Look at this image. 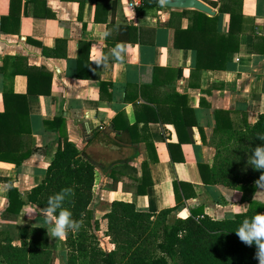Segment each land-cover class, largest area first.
Instances as JSON below:
<instances>
[{
	"label": "crops",
	"instance_id": "1",
	"mask_svg": "<svg viewBox=\"0 0 264 264\" xmlns=\"http://www.w3.org/2000/svg\"><path fill=\"white\" fill-rule=\"evenodd\" d=\"M201 1L216 15L217 31L238 30L239 36L238 49L226 54L222 68L197 72L196 52L178 47V28L190 23L176 15L182 9L157 0H142L135 9L124 0H0V112L4 91L26 94L33 148L20 166L0 161V229L12 223L1 218L7 188L13 183L25 199L43 179L60 129L95 166L89 208L105 226L102 215L113 200L134 201L138 210L152 213L175 206L174 181L190 184L194 195L170 219L194 208L214 219L247 209L239 190L205 184L197 164L208 163L215 174L246 170L237 161L250 155L239 157L234 147L251 138V127L264 115V0ZM104 30L111 34L98 38ZM117 43L126 45L123 63L91 62L94 47L108 54ZM117 116L119 129L112 122ZM176 116L191 128L188 142L174 151L183 160L172 162L168 144L180 137ZM136 117L137 127L125 130ZM143 161L152 184L138 195L135 178L142 175ZM252 198L264 203V184ZM28 210L35 212L34 221H44L28 205L18 217Z\"/></svg>",
	"mask_w": 264,
	"mask_h": 264
},
{
	"label": "trees",
	"instance_id": "2",
	"mask_svg": "<svg viewBox=\"0 0 264 264\" xmlns=\"http://www.w3.org/2000/svg\"><path fill=\"white\" fill-rule=\"evenodd\" d=\"M176 15L179 19L186 17L190 22L185 29L178 28V47L196 52L194 70L197 72L205 68H222L226 54L238 49L239 31H231L227 35L217 31L216 15L197 9H182ZM26 75L28 91H33L31 71L26 72ZM46 75L48 79L51 77L49 73ZM3 102L4 110L0 112V161L17 167L33 151L30 128L26 125V94L6 90ZM144 108L148 109L149 106L144 105ZM118 119L119 116L112 121L116 129H119L116 124ZM138 121L136 117V122L125 127V130L135 129ZM173 123L180 137L178 143L168 144V149L171 161L177 162L182 161L183 157H175L174 151H179L180 145L188 142L191 126H181L184 124L183 118L179 119L178 116ZM60 125L62 122L59 120L57 129ZM250 130L251 138L234 147L239 157L245 155L246 151L251 156L252 149L264 144V141L257 139L258 135H264V115L259 116ZM184 132L189 138L181 136L180 133ZM56 141V150L43 179L27 191L25 199L13 183L7 188L6 206L1 212V218L12 223L0 229L1 264H53L55 244L60 240H52L43 226L31 222L16 223V218L26 205L41 214V210L47 206L48 198L67 187L74 190V195L65 200L63 207L69 209L72 218L81 221L82 226L76 233L69 231L67 239L61 241L63 248L60 251L65 255L64 264H258L255 258L256 246L245 245L234 231L244 219H251L257 212L264 211V203L252 198L258 187L256 181L264 169L256 170L247 161H237L246 170L215 174L208 163L197 164L205 184H223L242 193L240 200L248 203L247 209L232 218L214 219L204 214L201 208H194L186 216L179 213L170 219L182 200L194 195L191 185L182 181L173 182L176 205L159 212L138 210L134 201L113 200L102 215V219L106 220L105 235L113 245L107 251L100 246V221L89 208L93 197L95 166L68 139L65 131H58ZM146 144L153 149L149 140ZM141 167L142 175L135 178L138 195H144L146 188L152 184L147 162L143 161ZM110 177L115 184L117 176L114 170Z\"/></svg>",
	"mask_w": 264,
	"mask_h": 264
},
{
	"label": "clouds",
	"instance_id": "3",
	"mask_svg": "<svg viewBox=\"0 0 264 264\" xmlns=\"http://www.w3.org/2000/svg\"><path fill=\"white\" fill-rule=\"evenodd\" d=\"M109 30H104L97 34L98 38L106 39L110 35ZM94 55L91 62L97 66H105L109 59L118 63L124 62L126 45L117 43L108 54H105L100 48H93ZM257 139L264 141V135H258ZM247 163L256 170L264 169V144L257 145L252 149L251 156L248 157ZM256 184H264V172L261 173ZM74 195L71 187L63 188L60 192L50 196L47 206L41 210L44 216V228L47 235L56 240L65 241L69 231L76 233L82 226V222L72 218V212L63 207L66 199ZM239 240L247 246H256L255 258L258 264H264V213H256L251 219H244L238 229L234 231Z\"/></svg>",
	"mask_w": 264,
	"mask_h": 264
},
{
	"label": "rangeland",
	"instance_id": "4",
	"mask_svg": "<svg viewBox=\"0 0 264 264\" xmlns=\"http://www.w3.org/2000/svg\"><path fill=\"white\" fill-rule=\"evenodd\" d=\"M28 216H24V218L21 217H17L16 218V223H20V224H24V223H28L31 222L34 225H38V226H44V221L40 220L34 221L35 218V212L32 210H28L27 212ZM34 215V216H33ZM93 215L95 218L99 219L100 216L96 213L93 212ZM105 223H100V246L105 249V250H111L113 245L110 243L109 238L105 235ZM53 240V238H52ZM55 259L53 261V264H64L63 259H64V254H62L63 252H61L60 250L63 248V243H61V241H59L57 244H55ZM64 255V256H63Z\"/></svg>",
	"mask_w": 264,
	"mask_h": 264
},
{
	"label": "water",
	"instance_id": "5",
	"mask_svg": "<svg viewBox=\"0 0 264 264\" xmlns=\"http://www.w3.org/2000/svg\"><path fill=\"white\" fill-rule=\"evenodd\" d=\"M157 5L176 9H197L209 15L214 14L211 7L201 0H157Z\"/></svg>",
	"mask_w": 264,
	"mask_h": 264
},
{
	"label": "built area",
	"instance_id": "6",
	"mask_svg": "<svg viewBox=\"0 0 264 264\" xmlns=\"http://www.w3.org/2000/svg\"><path fill=\"white\" fill-rule=\"evenodd\" d=\"M130 9H135L142 4V0H124Z\"/></svg>",
	"mask_w": 264,
	"mask_h": 264
}]
</instances>
